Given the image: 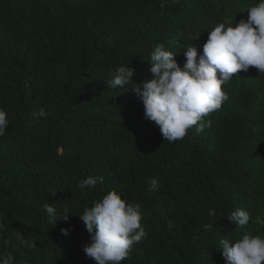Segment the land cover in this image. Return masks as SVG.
I'll list each match as a JSON object with an SVG mask.
<instances>
[{
    "label": "trees",
    "instance_id": "trees-1",
    "mask_svg": "<svg viewBox=\"0 0 264 264\" xmlns=\"http://www.w3.org/2000/svg\"><path fill=\"white\" fill-rule=\"evenodd\" d=\"M261 2L0 0V111L9 123L0 137V254L13 264H96L79 217L110 191L140 205L147 233L121 264H226L221 240L264 239V75L237 73L222 85L229 99L211 126L173 143L132 91L154 78L156 45L183 68L188 46L202 54L207 24L234 27L248 19L239 4ZM121 66L135 70L133 82L107 88ZM41 109L46 116L33 120ZM89 176L96 186L78 187ZM152 178L160 188L149 192ZM45 204L68 221L50 225ZM237 209L250 216L245 228L227 218Z\"/></svg>",
    "mask_w": 264,
    "mask_h": 264
},
{
    "label": "clouds",
    "instance_id": "clouds-1",
    "mask_svg": "<svg viewBox=\"0 0 264 264\" xmlns=\"http://www.w3.org/2000/svg\"><path fill=\"white\" fill-rule=\"evenodd\" d=\"M239 5L243 13L247 11L248 19L243 17L234 27L233 23L227 27L225 23L207 24L208 39L202 54L188 46L183 53L186 61L183 68L162 44L154 47L149 60L154 78L136 83L132 91L142 100L144 118L159 127L164 141L183 140L190 129L199 134L210 127L209 115L220 110L229 99L222 85L237 73L254 68L259 75H264V2L249 9ZM109 75L111 78L105 82L107 88L124 89L133 82L135 70L121 66ZM31 116L36 120L45 117L46 113L41 109L33 111ZM8 127L7 114L0 111V137L6 134ZM97 182V178L89 176L78 187H95ZM99 182H103L102 177ZM159 188L155 178L149 180V192ZM43 207L53 227L58 221H68L66 210L58 215L53 206L45 204ZM209 215H215V212L210 211ZM79 218L90 236V243L83 251L96 264H121L129 258L133 246L147 236L141 224L140 205L124 201L116 191L108 192L91 208L85 209ZM227 218L236 228H245L250 221L248 212L243 209H237ZM209 228L204 225L206 231ZM61 233L68 236L69 230L61 229ZM17 238L28 247H35L19 232ZM220 249L226 264H264V239L258 235L246 233L235 243L223 239ZM0 264H13V256L0 254Z\"/></svg>",
    "mask_w": 264,
    "mask_h": 264
},
{
    "label": "bare ground",
    "instance_id": "bare-ground-1",
    "mask_svg": "<svg viewBox=\"0 0 264 264\" xmlns=\"http://www.w3.org/2000/svg\"><path fill=\"white\" fill-rule=\"evenodd\" d=\"M171 44V43H170Z\"/></svg>",
    "mask_w": 264,
    "mask_h": 264
}]
</instances>
